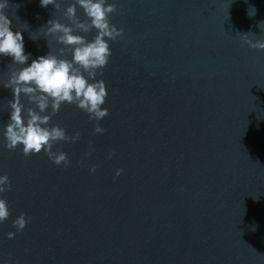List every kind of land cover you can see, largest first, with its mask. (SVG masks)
Segmentation results:
<instances>
[{"label":"water","instance_id":"95a60500","mask_svg":"<svg viewBox=\"0 0 264 264\" xmlns=\"http://www.w3.org/2000/svg\"><path fill=\"white\" fill-rule=\"evenodd\" d=\"M59 2L56 11L9 0L31 59L50 51L47 41L54 53L63 47L44 35L50 19L68 23L62 12L74 0ZM108 2L124 35L109 41L97 77L108 91L106 131L65 103L51 126L81 134L54 146L68 167L6 147L14 96L3 85L19 66L0 56V175L12 184L0 264H264V50L241 37L264 39V0ZM21 213L31 220L17 231Z\"/></svg>","mask_w":264,"mask_h":264},{"label":"clouds","instance_id":"9594fccd","mask_svg":"<svg viewBox=\"0 0 264 264\" xmlns=\"http://www.w3.org/2000/svg\"><path fill=\"white\" fill-rule=\"evenodd\" d=\"M40 3L41 7L52 5L56 11L61 10L59 0H40ZM8 7L9 0L0 2V56L11 57L12 64L19 67L11 72L8 82L3 85L12 89L14 96L9 102L10 120L4 131L6 147L15 151L22 145L25 157L44 152L55 165L68 167L71 164L68 154L54 151V146L62 141L75 143L81 134L77 131L70 136L59 124L51 126V121L65 103L74 104L97 122L94 129L96 133L106 131L99 121L109 115L108 109L103 107L108 91L106 82L97 77L103 76V69L112 56L109 41H117L124 35L123 28H117L110 21V15L117 11V6L108 0H74L62 12L68 23L52 18L47 22L44 33L45 37H54L56 43L63 47L54 53L47 41L50 51L37 59H31V53L26 54L22 32L13 31V21L5 12ZM78 7L83 9L87 19L81 20ZM261 25H264V21L260 22L259 27ZM94 29L96 35L92 40L78 34L91 33ZM241 37L243 43L251 48L264 50V39H254V33H243ZM69 53L72 58H64ZM22 96L27 99V106L22 102ZM112 155L114 153H110L109 158ZM95 170L93 166L91 171ZM122 172L123 169H119L116 175ZM11 188L10 177L7 174L0 175V223L6 222L11 216L4 196ZM30 220L27 213H21L13 221V227L23 231ZM8 237L14 238L15 233L9 232Z\"/></svg>","mask_w":264,"mask_h":264}]
</instances>
